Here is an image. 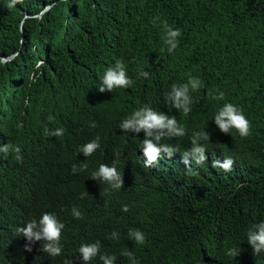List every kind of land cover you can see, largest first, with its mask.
<instances>
[{"label":"trees","instance_id":"1","mask_svg":"<svg viewBox=\"0 0 264 264\" xmlns=\"http://www.w3.org/2000/svg\"><path fill=\"white\" fill-rule=\"evenodd\" d=\"M9 2L0 0V145L18 142L40 128V120L34 124L36 109H32L38 86L58 79L86 83L95 59L73 65L67 52L86 42L87 56L95 54L106 25L113 22L124 24L111 33L119 46L151 35L146 53L160 44L162 21L180 25L184 44L180 57L173 70L164 68L156 89L165 90L161 77L166 73L173 74L178 85L189 77L200 80L198 90L189 85L192 103L206 87L229 89L233 101L226 102L242 109L251 128L247 137L234 129L232 140L217 149H230L225 156L234 161L232 170L219 168L205 174L192 168L190 152L188 167L186 152L171 157L161 153L152 167H143L138 145L128 146L105 130L101 113L92 115L94 119L74 136L43 138L59 149L54 161L37 163L31 181L23 172L12 179L14 165L0 179V264H85L78 249L96 241L99 254L88 264H103L100 255L114 256L116 262L125 251H136L143 264H186L192 254L201 252L206 239L219 240L239 228L248 209L254 220H264V0H21L8 8ZM45 7L39 18L34 17ZM157 16L160 20L154 24ZM144 23L152 27L147 29ZM8 56L12 57L1 60ZM121 57L129 74L149 63L144 58L130 60L122 53ZM149 82L139 80L143 85ZM221 102L208 95L197 111L191 103L187 124L195 129L204 124L209 114H217ZM97 137V158H115L111 163L117 162L123 181L120 189L93 180L94 155L83 159L77 149ZM81 164L87 168L73 173L72 166L79 169ZM125 205L128 211L122 210ZM73 207L81 213L80 219L72 215ZM45 212L54 213L64 225L62 252L56 257L43 251L44 240L31 243L27 251L29 242L17 231L33 219L38 222ZM136 230L145 235L143 248L129 235ZM113 232L117 236L112 237ZM214 264H230L218 248Z\"/></svg>","mask_w":264,"mask_h":264},{"label":"clouds","instance_id":"2","mask_svg":"<svg viewBox=\"0 0 264 264\" xmlns=\"http://www.w3.org/2000/svg\"><path fill=\"white\" fill-rule=\"evenodd\" d=\"M20 2L21 0H10L6 6L12 8ZM140 2L143 3L144 0ZM47 9L48 7H45L34 17L39 18ZM142 14H146L143 9ZM158 20H160L159 16L154 18L153 23ZM144 24L147 29L152 27L150 23ZM121 25L124 24L113 22L106 25L102 45L95 54L87 56L89 46L86 42L72 46L67 52L73 65L95 59L93 66L88 70L89 78L86 83H77L73 80L64 82L58 79V82L55 81L47 86L41 84L37 87L32 95L35 102L32 109H36L34 124L36 119L42 124L39 129L29 132V140L26 139L29 133H26L18 139V142L0 145L2 173L0 179L5 177L8 166L14 165L16 168L10 173L12 179L23 172L24 177L31 181L33 177L31 172L37 163L48 158L54 161L59 156V149L43 138L62 139L74 136L84 126L86 127L88 121L94 119L91 116L97 113H101L106 120L103 126L105 130H111L128 146L138 145V158L143 167H152L161 153L171 157L172 153L181 152H186L184 163L188 167L190 152L194 160L192 168L198 167L204 174L211 170L216 172L219 168L225 171L232 170L234 161L225 156L230 149L223 152L217 149L228 139L232 140L234 129L241 137H247L251 125L242 109L226 102L233 101L230 99V90L219 91L206 87L192 103L188 94L189 85L193 91L198 90L202 86L200 80L189 77L187 83L178 85L175 84L174 75L166 73L161 77V80L166 82L165 90L161 92L154 84H157L159 77L164 74L165 67L173 70L174 64L180 57L184 46L181 45L183 39L181 26L175 23L168 25L166 20L162 21L158 25L162 27L163 32L160 44L153 52L146 53L145 47L151 35L138 36L132 42L125 43L128 44L127 47L117 45L115 42L117 38L111 33ZM121 53L130 60L139 61L144 58L148 59L149 63L144 69L134 70L129 74ZM11 57L1 60L4 62ZM83 72L86 73L87 69L84 68ZM145 78L150 80L147 85L139 83L140 79ZM139 84L141 86L137 88ZM208 95L213 101L214 99L223 101L217 107L220 109L215 116L209 114L204 124H199L196 129L191 128L185 118V115L191 111V103L193 111H197L196 106ZM107 102L110 105H106ZM206 108L211 109L212 105H207ZM92 126L95 127L94 124ZM200 139L206 141L201 143L198 141ZM98 141L99 137L81 144L77 149L84 154L83 159L94 155L96 163L92 169L93 180L100 179L112 188L120 189L123 181L116 168L117 162L111 163L115 158H97L100 153L96 152L100 147ZM86 168L87 164H81L79 169L73 165L72 171L76 173ZM192 175H195L194 172ZM122 210L129 209L125 205ZM72 215L77 219L81 218V213L75 207L72 209ZM63 228L64 225L54 213L45 212L38 222L33 219L17 231L29 242L25 245L27 251H31V243L44 240L43 251L56 257L62 252L59 242ZM111 235L115 237L117 233L113 232ZM129 235L143 248L145 235L141 231L136 230ZM217 248L230 264H264V220H254L248 209L239 228L224 234L219 240L206 239L201 252L192 254V261L189 260L186 264H214ZM78 251L85 264H88L99 254L100 242L82 244ZM122 254L124 256L116 262L114 256L100 255L99 258L103 264H143L142 258L136 251H125ZM64 264L71 262L65 261Z\"/></svg>","mask_w":264,"mask_h":264},{"label":"bare ground","instance_id":"3","mask_svg":"<svg viewBox=\"0 0 264 264\" xmlns=\"http://www.w3.org/2000/svg\"><path fill=\"white\" fill-rule=\"evenodd\" d=\"M126 47V46H125Z\"/></svg>","mask_w":264,"mask_h":264}]
</instances>
